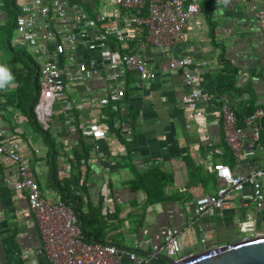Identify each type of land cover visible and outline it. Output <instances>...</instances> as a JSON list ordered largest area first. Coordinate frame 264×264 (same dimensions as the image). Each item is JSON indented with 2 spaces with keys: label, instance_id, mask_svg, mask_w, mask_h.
<instances>
[{
  "label": "crops",
  "instance_id": "1",
  "mask_svg": "<svg viewBox=\"0 0 264 264\" xmlns=\"http://www.w3.org/2000/svg\"><path fill=\"white\" fill-rule=\"evenodd\" d=\"M83 2L88 14L113 12L108 0ZM198 2L200 10L188 20L185 42L177 44L173 53L189 56L197 63L206 61L195 86L202 94L213 95L210 100L184 102L182 96L189 88L183 85L181 70L169 68L167 58L147 44L138 52L155 76L124 69L125 97L115 105L117 114L112 108L113 129L120 128L117 134L106 122L113 105L104 102L108 96V67L98 49L97 53L89 50L84 56H93L86 61L93 64L96 73L90 68L82 77L75 76L68 82L66 96L53 105L46 125L40 124L49 131L47 136L28 116L27 99L17 100L24 92L29 96L34 93L31 88L40 53L29 42L15 49L14 19L10 33L5 25L17 5L12 0H0V37L7 46L6 50L0 46V142L17 143L48 203L60 196L59 185H68V198L80 197L76 204L80 202L81 214H93L91 228L102 231L103 243L148 254L154 245L162 243L167 227L177 228V258L182 259L253 236L239 229V223L248 216L255 219L256 231L264 235V203L255 208L249 185L231 192L221 213L196 217L193 212L196 197L213 194L221 185L215 164L228 165L240 175L253 168L264 169V144L260 139L250 141L247 136L240 154H235L224 139L220 116L221 104L228 102L237 125L248 134L245 117L249 105L254 101L256 108L264 110V20L250 7L255 5L264 11V0ZM18 3L20 6L22 0ZM132 31L135 36L125 43L108 37V46L118 51L130 47L138 50L145 30L134 26ZM218 81L220 86L229 83L233 88L219 93ZM80 123L89 125L93 132L84 133ZM130 128L133 137L125 134ZM79 135L84 137L89 153L80 164L73 158ZM17 179L14 162L0 154V263L51 264L42 248L28 192L13 187ZM260 181L264 195V174ZM83 184L85 189L81 190ZM66 202L73 206L70 200ZM148 264L167 263L154 255Z\"/></svg>",
  "mask_w": 264,
  "mask_h": 264
},
{
  "label": "built area",
  "instance_id": "2",
  "mask_svg": "<svg viewBox=\"0 0 264 264\" xmlns=\"http://www.w3.org/2000/svg\"><path fill=\"white\" fill-rule=\"evenodd\" d=\"M199 0H108L113 8L111 14L98 11L88 14L77 0H22L14 20L13 44H35L39 51L38 101L34 106L37 121L46 125L55 103L62 102L67 93L68 82L75 76L93 71V64L86 61V51H100L102 60L108 67L105 80L108 81V96L104 102L120 103L125 95L122 80L124 69L150 78L155 73L147 69V62L139 50L145 45L158 49L168 60L169 68L180 69L183 85L189 88L182 100L198 102L210 100L213 95L202 94L195 83L200 77L202 65L206 61L195 62L191 57L175 56L173 48L185 42L188 20L199 10ZM264 20V11L255 5L250 6ZM124 26L123 29L120 26ZM145 30V39H139L138 50L130 47L118 51L108 46V37L125 43L135 36L133 27ZM98 49V50H97ZM120 66L123 68L120 69ZM91 68V69H90ZM113 113L117 108L113 106ZM199 115L200 112H197ZM264 110L256 108L248 113L245 122L249 126L246 134L237 125V118L228 102L220 106L224 139L235 154L248 136L250 141L261 137ZM79 128L91 133L92 128L80 123ZM126 136L130 134L128 131ZM0 154L11 159L18 179L13 184L15 190L26 189L30 208L34 211L42 237V248L51 264H148L152 256L164 253L175 260L180 251L179 230L167 227L163 241L154 245L152 253H140L136 249H123L111 243L86 242L82 238L78 220L73 209L65 204L60 196L54 203H48L40 194L39 184L32 168L18 151L17 143L0 142ZM221 185L213 194H203L194 200V216L208 212L221 213L225 200L231 192H237L249 185L252 189L256 209L263 206L264 195L260 178L264 169L253 168L246 175L234 174L228 165H214ZM243 232L250 231L253 236L262 234L255 229V219L248 216L239 223ZM204 241V239H203ZM1 264V263H0Z\"/></svg>",
  "mask_w": 264,
  "mask_h": 264
},
{
  "label": "trees",
  "instance_id": "3",
  "mask_svg": "<svg viewBox=\"0 0 264 264\" xmlns=\"http://www.w3.org/2000/svg\"><path fill=\"white\" fill-rule=\"evenodd\" d=\"M79 1H81V3H84L83 0H79ZM13 5L15 6V4H13ZM15 7H16V11L13 12L14 20H15V17L17 15V9H18L17 6H15ZM13 26H14V21H13ZM31 62H33V61H31ZM37 65L35 64V67H37ZM17 73H18V71H17ZM38 75L39 74L37 72V73H35V76H34L35 77V80L33 82L34 88H31V90L34 91L33 95L30 94V96H29V93H25L24 92L23 97L22 98H17V100L18 99L19 100L27 99L26 105L28 106L27 108H28V111L30 112L28 116L36 122L38 129L40 131H42L44 135L50 136L49 131L44 129V128H42L40 123L37 121L36 115L34 113V106H35L36 102L38 101V95H39ZM19 76H20V73H19ZM19 84H21V82H19ZM225 88H233V86L230 85L229 83H224V84H222L220 86V83L218 81L217 87H216V91L221 93L222 90L225 89ZM124 97H125V95H124ZM109 103L111 105L112 102H109ZM112 104L116 105V104H119V103H112ZM113 105H112L111 109H109V115H108V118H107L106 122L109 125L111 130H113L115 133L119 134V131H118L120 129L119 127H117V129H115V130L113 129L114 121H115V116L112 115ZM20 106H21V104H20ZM255 108H256V106L254 104V101H252V103L249 105V108L247 110V114L250 113L251 111H253ZM130 134L133 137V129L132 128H130ZM260 141H261V143L264 144V115H263V118H262V130H261ZM132 142H133V140L128 141L129 144H131ZM88 154L89 153H88V151L86 149V143L84 141V137L82 135H79V138L77 139V144H76V146L74 147V150H73V158L76 160V162L78 164H80L83 160L87 159ZM134 183H136V182L134 181ZM84 186H85V184L81 185L80 189L81 190L85 189ZM59 191L61 192L60 193V197L65 202V204L67 205L66 199H68V200L71 201V203L73 205L71 207V209H73L75 214H76V217H77V220H78V225H79V228L81 230V234H82L83 240L86 241V242H100V243H103V241H101L102 231L94 232L92 230V228H91L92 224H93V222L91 221V216H93V214H91V215L90 214H86V213H84V214L82 213L81 214L80 205H79L80 202L78 204H76V201L80 197L76 196V197H73V198L69 199L68 197H69V193H70L69 191L70 190L68 188V185H67V187L64 186V185H59ZM65 191H66V193L68 192V196L65 195ZM146 191H147V194L149 195L148 189H146ZM104 243H106V242H104Z\"/></svg>",
  "mask_w": 264,
  "mask_h": 264
},
{
  "label": "water",
  "instance_id": "4",
  "mask_svg": "<svg viewBox=\"0 0 264 264\" xmlns=\"http://www.w3.org/2000/svg\"><path fill=\"white\" fill-rule=\"evenodd\" d=\"M155 256L167 264H264V235L237 239L180 260L164 253Z\"/></svg>",
  "mask_w": 264,
  "mask_h": 264
},
{
  "label": "rangeland",
  "instance_id": "5",
  "mask_svg": "<svg viewBox=\"0 0 264 264\" xmlns=\"http://www.w3.org/2000/svg\"><path fill=\"white\" fill-rule=\"evenodd\" d=\"M10 1V0H9ZM13 2H14V4L15 5H17V7L19 8V6H18V0H12ZM216 12V11H215ZM13 12H11V14H10V18H9V21L6 23V27H5V30H9V27H10V22L11 21H13ZM213 20H216V14H214V16H213ZM10 31H11V29L8 31L9 33H10ZM0 46L4 49V50H6V48H7V46H6V43H5V41H2L1 40V37H0ZM15 49L16 50H20V48H18L17 46H15ZM22 50V49H21ZM4 61V60H3ZM27 62H28V60H26Z\"/></svg>",
  "mask_w": 264,
  "mask_h": 264
}]
</instances>
